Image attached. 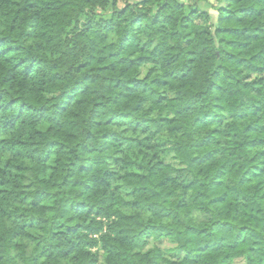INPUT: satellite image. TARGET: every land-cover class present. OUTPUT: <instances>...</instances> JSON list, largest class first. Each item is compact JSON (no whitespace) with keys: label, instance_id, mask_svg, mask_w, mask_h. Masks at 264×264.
Here are the masks:
<instances>
[{"label":"trees","instance_id":"obj_1","mask_svg":"<svg viewBox=\"0 0 264 264\" xmlns=\"http://www.w3.org/2000/svg\"><path fill=\"white\" fill-rule=\"evenodd\" d=\"M100 251L264 264V0H0V264Z\"/></svg>","mask_w":264,"mask_h":264},{"label":"rangeland","instance_id":"obj_2","mask_svg":"<svg viewBox=\"0 0 264 264\" xmlns=\"http://www.w3.org/2000/svg\"><path fill=\"white\" fill-rule=\"evenodd\" d=\"M161 157L167 164L173 165L175 167L181 166L180 161L175 157L173 153L166 152L163 155H161ZM155 248H159L160 250H162L164 255L171 259L179 260L182 258L181 252H179L176 249V244L170 240L154 241L153 239H148V242L145 247V251H149ZM99 256H100V264H104V257L102 251L99 252Z\"/></svg>","mask_w":264,"mask_h":264}]
</instances>
